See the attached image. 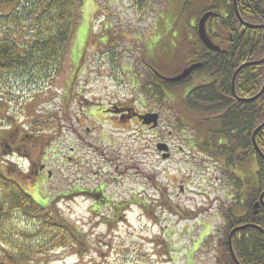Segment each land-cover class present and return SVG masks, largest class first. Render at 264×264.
<instances>
[{"label":"rangeland","instance_id":"obj_1","mask_svg":"<svg viewBox=\"0 0 264 264\" xmlns=\"http://www.w3.org/2000/svg\"><path fill=\"white\" fill-rule=\"evenodd\" d=\"M160 1L140 6L133 0L131 9L129 0H76L80 20L61 72L22 90L10 80L12 85L0 84L1 95L14 93L0 99V137L31 132L41 140L40 149L22 157L26 176L18 175L15 149L7 154L0 147V168L9 166V176L35 200H49L50 210L73 224L89 246L81 255L57 248L44 257L47 264H222L220 173L195 152H180L171 104L151 99L153 90L141 86L147 84L146 63H153L146 50L169 64L167 53L178 44L163 38V26L173 24L175 36L187 19L196 20L186 9L179 12L178 4ZM80 55L82 68L69 89L70 60L76 65ZM119 103L144 115L157 112L158 126L103 115L105 106ZM51 116L55 128H29L33 119ZM161 142L171 149L167 159L155 148ZM40 161L51 172H43V180L34 172ZM105 199L118 204V214Z\"/></svg>","mask_w":264,"mask_h":264},{"label":"trees","instance_id":"obj_2","mask_svg":"<svg viewBox=\"0 0 264 264\" xmlns=\"http://www.w3.org/2000/svg\"><path fill=\"white\" fill-rule=\"evenodd\" d=\"M241 1L242 4L240 0L238 2L239 14L257 23L261 14L258 0ZM79 6L76 0H0L2 87L12 85L8 83L10 80L15 86L19 84L20 90L26 85V88H31L50 81L61 72L75 26L80 20ZM184 7L196 19L203 13V9L195 3ZM227 26L232 28V25ZM222 30H227L225 25ZM246 33L247 41L234 40L228 51L225 49V53L215 54L214 59L211 54L205 58L202 54L205 63L197 71L196 84L188 85L185 95L182 91L170 93V97L174 98L170 102L176 120L173 122H178L179 130L188 132L180 140L191 152L214 162L220 173L219 183L224 190L221 217L226 230V240L219 244L220 252H223L222 264H236L227 247V236L238 227L243 228L231 236V247L237 262L264 264V233L256 228L264 230V204L259 201L264 192V127L254 136L258 150L252 140L253 132L264 123V91L253 101H239L233 98L231 86L236 71L233 66L236 55L239 64L260 61L264 57V29H249ZM158 47L149 44L151 49ZM114 48H109V51L112 53ZM204 50L202 48V52ZM146 53L154 61L156 56H150L147 50ZM171 53L173 50L170 48V53H167L169 59ZM81 58L82 55L76 65L70 60L73 75L69 89L82 68ZM142 78L145 79V74ZM190 81L187 80L188 83ZM143 84V90L150 89ZM263 84L264 62L239 70L233 89L237 97L250 99L261 91ZM153 89H156L161 101V91ZM7 92L0 94L1 100L5 101V96L14 94ZM65 98L66 104H69V93ZM48 119L52 123L47 122ZM56 126L52 116L46 120L33 119L29 123L31 131L49 130ZM15 133H6L14 145L40 149L38 136H32L31 132ZM27 135L33 138L29 136L28 139ZM2 148L6 147L1 145ZM9 168H0V264H47L44 257L57 248H69L79 255L85 253L89 246L80 231L62 216L53 213L49 200H35L27 194L22 185L9 176ZM262 200L264 202V196ZM105 201V205L112 206L111 211L118 214V204ZM255 204L258 206L255 207Z\"/></svg>","mask_w":264,"mask_h":264},{"label":"flooded vegetation","instance_id":"obj_3","mask_svg":"<svg viewBox=\"0 0 264 264\" xmlns=\"http://www.w3.org/2000/svg\"><path fill=\"white\" fill-rule=\"evenodd\" d=\"M174 5H179V12L180 9H185V5H191L195 3L197 6L203 9V13L198 17L196 22H192L190 19H187L183 25L182 31L172 36L170 34L173 24L171 25H165L163 26L166 34L164 35V39L169 41V43H178L175 46H173V53H171V57L168 61L169 64L164 63H155V62H161L162 59L158 58L157 56L154 57L153 63L149 64L147 63L145 65V69L148 72L147 77V85L148 87L153 90L150 92V97L158 99L159 97L156 94L154 88H158L162 95L163 99L162 102L168 101L169 103L173 101L174 98L170 97V93L172 92H180L182 91V95H185V90H188V85H191L193 83L196 84L197 79V71H199L203 64L205 63L204 58L206 56H212V59L215 58V54H218L220 52L225 53V49L231 47V42L234 40H240L247 41V30L249 29H264V0H258L259 6H260V19L257 20V23H254L251 21L248 17L241 16L238 12V2L239 0H169ZM241 4L243 1H241ZM247 8H250V4H247ZM232 11V14L231 12ZM206 13H210L211 16L206 20L205 22V31L207 34L208 39L217 47L220 48V50H209L201 41L199 35H198V29H197V23L198 20ZM187 18V17H186ZM227 24L232 25V28L230 29ZM225 25L226 31L222 30V26ZM226 32L227 35L224 33ZM235 36V37H234ZM159 37V36H158ZM161 38V37H160ZM161 41V40H160ZM152 47L154 44L151 45ZM202 48L206 49L204 52H202ZM228 51V50H227ZM204 58H203V56ZM152 56V55H150ZM211 59V60H212ZM237 59L238 67L241 65H244L246 63H249V61H245L242 64H239L237 55L235 57ZM234 59V61H235ZM233 61V66H234ZM256 62V61H252ZM198 65L192 72L180 82H170L168 79L174 78L178 76L183 70L195 67ZM191 79V81L188 83L187 80ZM193 80V81H192ZM187 82V83H186ZM189 90L191 88L189 87ZM168 103V104H169ZM104 112L106 114L111 115V119H117L120 118L121 120L125 119H139V116L143 115V113L137 112V110L132 106H124L122 104H112L109 105L107 108L104 109ZM157 113V112H152ZM158 115V113H157ZM159 118V115H158ZM148 128L152 129L151 126H147ZM30 135L25 136L29 139ZM32 137V136H30ZM33 138V137H32ZM0 147L3 145L5 146L6 152L11 153V149H15V152L18 155H25L27 156V153L32 152V148H27L26 146L21 145H14L12 144V141L8 138L0 137ZM34 149V148H33ZM169 151L171 149L169 148ZM5 152V150H4ZM8 156V155H6ZM171 158V157H170ZM45 161V160H44ZM37 164H32L33 168ZM248 166V165H247ZM37 169L34 171L35 173L39 174L40 178L43 180V172H47V176L51 174L49 171L47 164L40 161L39 165L36 166Z\"/></svg>","mask_w":264,"mask_h":264},{"label":"water","instance_id":"obj_4","mask_svg":"<svg viewBox=\"0 0 264 264\" xmlns=\"http://www.w3.org/2000/svg\"><path fill=\"white\" fill-rule=\"evenodd\" d=\"M209 15H210V14H206V15H204V16L201 18V20H200V22H199V28H198V30H199V35H200L202 41L206 44V46H207L209 49H212V50H218V48L215 47V46H214V45L208 40V38H207L206 35H205L204 22H205V20L207 19V17H208ZM263 62H264V57H263V59H262L261 61L253 62V63H248V64H245L244 66L259 65V64H261V63H263ZM234 66H235V67L237 66V60H235V62H234ZM244 66H241L240 68H238V69L236 70V72L234 73L233 79H232V83H231V84H232V93H233V97H234L235 99H238V98L235 96L234 89H233V86H234V78H235L236 74L238 73V71L241 70ZM194 68H195V67H192V68H189L188 70H185V71H184L179 77H177V78H175V79H172V81L175 82V81H180V80L184 79L186 76H188V75L191 73V71H192ZM263 91H264V84H263V87H262L261 91H260L255 97H252V98H250L249 100H242V99H239V100H240V101H253V100H255L256 98H258V97L263 93ZM156 118H157V115H145V116H142V117H141V119H142V121H143L144 124H151V123H154V124H155V122H156ZM263 127H264V123H262V124H261V125H260V126L254 131V132H253V136H252V140H253V142H254V136H255V134H256L261 128H263ZM157 148H158L159 151H166V147H165L164 145H158ZM163 158H166V155H164ZM262 158H264V157H262ZM263 196H264V193L261 194L260 201H262ZM235 231H237V230H233L232 233L235 232ZM232 233H231V234H232ZM231 234H230V236H229V238H228V245H229L230 252H231V254L233 255V252H232V250H231V245H230V244H231V243H230ZM233 259H234V261L236 262V264H238L234 257H233Z\"/></svg>","mask_w":264,"mask_h":264}]
</instances>
